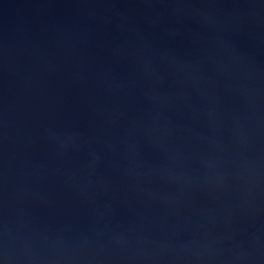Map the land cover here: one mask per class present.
<instances>
[{
    "label": "water",
    "instance_id": "obj_1",
    "mask_svg": "<svg viewBox=\"0 0 264 264\" xmlns=\"http://www.w3.org/2000/svg\"><path fill=\"white\" fill-rule=\"evenodd\" d=\"M0 264H264V0H0Z\"/></svg>",
    "mask_w": 264,
    "mask_h": 264
}]
</instances>
